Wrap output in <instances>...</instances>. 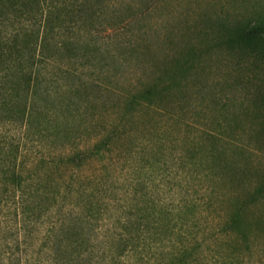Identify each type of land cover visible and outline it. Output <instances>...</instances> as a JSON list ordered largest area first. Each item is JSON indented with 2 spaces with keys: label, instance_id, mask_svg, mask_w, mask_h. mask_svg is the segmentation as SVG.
Listing matches in <instances>:
<instances>
[{
  "label": "trees",
  "instance_id": "1",
  "mask_svg": "<svg viewBox=\"0 0 264 264\" xmlns=\"http://www.w3.org/2000/svg\"><path fill=\"white\" fill-rule=\"evenodd\" d=\"M129 11L0 0V264H264V172L193 109L188 61L104 82L140 52Z\"/></svg>",
  "mask_w": 264,
  "mask_h": 264
},
{
  "label": "rangeland",
  "instance_id": "2",
  "mask_svg": "<svg viewBox=\"0 0 264 264\" xmlns=\"http://www.w3.org/2000/svg\"><path fill=\"white\" fill-rule=\"evenodd\" d=\"M113 3L130 10L128 19L133 15L137 27H131L129 36L151 53L146 55L147 49L140 46V52L128 54L123 68L107 71V76H102L104 82L114 86L108 81L112 77H121L126 85L138 77L151 80L157 73L158 60L179 55L188 61L181 81L187 85L193 109L215 108L220 119L211 111L206 121L221 123L230 134L235 129L239 146L233 154L249 160L253 172H264V31L259 27L264 19V0ZM108 25L98 26L97 34L111 41L115 34H111L114 29ZM246 148L251 150L250 158ZM258 210L264 213V202Z\"/></svg>",
  "mask_w": 264,
  "mask_h": 264
}]
</instances>
